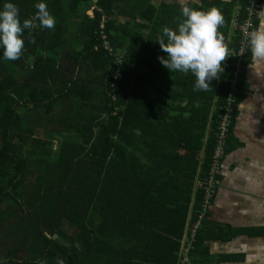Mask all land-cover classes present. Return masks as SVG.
I'll return each instance as SVG.
<instances>
[{
  "label": "trees",
  "instance_id": "16d2710c",
  "mask_svg": "<svg viewBox=\"0 0 264 264\" xmlns=\"http://www.w3.org/2000/svg\"><path fill=\"white\" fill-rule=\"evenodd\" d=\"M5 2L17 6L22 23L39 0H0V7ZM44 2L54 28L25 29L20 57L0 58V260L178 264L179 241L201 212L203 191L194 184L210 169L235 56L222 62L207 90L195 89L191 72H168L157 60L165 53L155 40L164 27L176 28L181 7ZM188 6L218 8L224 22L217 31L236 51L237 36L229 35L233 3ZM254 24L255 30L256 17ZM243 74L231 125L246 89ZM205 217L189 264L207 257L204 243L238 232L212 228Z\"/></svg>",
  "mask_w": 264,
  "mask_h": 264
},
{
  "label": "crops",
  "instance_id": "0c3cea01",
  "mask_svg": "<svg viewBox=\"0 0 264 264\" xmlns=\"http://www.w3.org/2000/svg\"><path fill=\"white\" fill-rule=\"evenodd\" d=\"M204 0H189L198 5ZM208 1V0H207ZM233 3L229 20L240 3ZM182 6V0H150ZM264 29V0L256 15V28ZM242 82L246 89L236 107L229 129L225 154L217 174V187L205 221L212 228L228 226L238 231L227 240L204 243L208 255L198 257V264H264V59L254 60L249 51Z\"/></svg>",
  "mask_w": 264,
  "mask_h": 264
},
{
  "label": "clouds",
  "instance_id": "9594fccd",
  "mask_svg": "<svg viewBox=\"0 0 264 264\" xmlns=\"http://www.w3.org/2000/svg\"><path fill=\"white\" fill-rule=\"evenodd\" d=\"M188 3L189 0H182L176 28L164 27L162 35L155 40L165 53L157 60L168 72H191L196 78L194 88L207 90L210 82L218 79L223 72L222 62L230 56L223 36L217 31L224 18L214 6L205 11L189 7ZM34 7L37 11L22 23L19 9L14 3L5 2L0 7V58L14 61L20 57L25 29L31 30L37 26L54 28L55 18L44 0H39ZM247 42L252 58L264 59V29L249 32ZM0 264H4V261L0 260Z\"/></svg>",
  "mask_w": 264,
  "mask_h": 264
},
{
  "label": "built area",
  "instance_id": "2783aa9c",
  "mask_svg": "<svg viewBox=\"0 0 264 264\" xmlns=\"http://www.w3.org/2000/svg\"><path fill=\"white\" fill-rule=\"evenodd\" d=\"M260 0H246L244 5H238L231 19V28L233 33L237 36L236 51L228 50L229 54L235 56L233 65L234 71L232 77L228 80L229 92L226 98L225 106L221 109L218 119V124L215 131V143L211 157L210 169L208 174L204 178L197 179L194 188L203 191V199L201 204V212L197 216L195 223L186 226L185 232L179 241V254L180 260L178 264H189V251L192 249L193 238L200 225V221L204 218L208 208L210 207L213 197L216 192V176L220 169L222 160L224 158V152L226 149L228 133L231 125L233 109H234V96L237 93L236 82L240 75L243 74L245 69L246 56L249 50L247 42V35L254 30V20L258 12ZM93 9V8H92ZM92 9L87 10L86 15L92 16ZM102 24L105 22V18L102 16ZM102 24L100 28H102ZM102 47L109 54H112V48L106 42L104 35L102 34ZM116 62L119 64V57L116 58Z\"/></svg>",
  "mask_w": 264,
  "mask_h": 264
},
{
  "label": "rangeland",
  "instance_id": "374dc122",
  "mask_svg": "<svg viewBox=\"0 0 264 264\" xmlns=\"http://www.w3.org/2000/svg\"><path fill=\"white\" fill-rule=\"evenodd\" d=\"M147 92H148V91H147ZM23 112H24V111H23V110H21V111H20V114H23Z\"/></svg>",
  "mask_w": 264,
  "mask_h": 264
}]
</instances>
